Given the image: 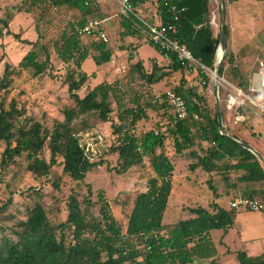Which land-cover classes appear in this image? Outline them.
Segmentation results:
<instances>
[{
    "label": "trees",
    "instance_id": "trees-1",
    "mask_svg": "<svg viewBox=\"0 0 264 264\" xmlns=\"http://www.w3.org/2000/svg\"><path fill=\"white\" fill-rule=\"evenodd\" d=\"M86 1L20 0L0 20V39H3L12 34L10 24L19 13L63 8L79 14L75 22L67 23L52 45L57 58L67 67L66 85L73 106L64 109V121L56 122L54 128L49 130L30 115H26L25 109L18 108L14 101L8 109L0 104V142L6 145L0 163L1 172H5L15 162V158L26 155L30 160V171L40 168L41 175L48 176L54 166L61 164L63 172L71 179L76 182L84 181L88 172L105 163L102 159L93 160L87 150V142H83L93 129V125L85 126V120L94 117L98 125L110 126L113 142L107 153L117 155L116 172L124 174L135 166L147 165L152 176L147 181L146 191L136 195L125 226L114 216L104 190L97 191V202L92 200L90 185L85 206L75 191H72L66 203L67 219L57 225L49 219L46 207L39 202L35 203L28 210L26 218L16 224V229L11 233L13 237L2 235L0 264H193L197 259L215 256L212 236L215 231L226 232L232 228L236 222L237 211L227 210L213 202L209 207H192L189 209V218L173 225H165L163 219L173 189L175 164L172 159L175 156L187 159L190 162L188 168L192 172L199 168L211 172L217 167L216 162L235 161L234 164L226 165V169L244 172L240 179L248 185L264 184V163L228 136L222 135L218 115L216 110L212 111L209 96L195 87L187 86L188 81L184 74L195 73L197 77L201 74V68L179 61L174 53L163 51L146 38L147 43L154 46L163 57L167 54L168 58L166 65H158L153 61L150 71L146 70L142 62L130 65V77L138 76L141 81L140 91H122L125 84L122 82H102L81 96L80 92L90 78L95 76L82 70L83 63L92 60L97 66H102L110 63L113 55L108 43L94 41L93 36H79L75 32L76 24L83 26L90 20L103 21L105 18L99 4L90 0L89 5H86ZM130 2L136 11V8L148 2L155 3L163 24L172 17L166 13L159 0ZM173 2L180 10L185 9L180 13L177 23V38L180 43L191 51L192 56L202 66L214 70L220 34L215 37L212 30L211 0ZM119 23L121 38L142 37L130 18L121 14ZM36 31V42L21 39L19 33L14 34V37L32 46L19 67L24 70L32 69L35 77H41L52 69L51 54L45 45H41V52L44 53L42 60L43 57L34 50L42 37L37 27ZM227 36L229 38L228 26ZM9 68L7 64L0 82V91L11 85L8 77L14 69L10 72ZM227 68L237 84L227 82L248 94L252 75L248 79L240 73L235 65V55L229 51L221 76L226 74ZM175 73L183 75L182 82L173 85L168 91L175 92L185 100L189 111L186 119L175 116L167 98L168 91L160 95L153 92L155 85ZM219 94L222 101L221 91ZM111 99L116 104L115 108ZM125 100L128 105H125ZM234 110L237 115L244 113L243 108ZM75 121L80 123L81 128L78 130L74 127ZM245 121L246 119L241 122ZM147 123L151 124V128L143 129ZM226 133L240 139V136L227 128ZM169 143L173 152L168 150ZM44 149L49 150V162L39 157ZM59 159L62 161L58 162ZM58 182L55 181L53 186L60 190ZM208 183L212 187L211 181ZM243 195L244 198L252 200H255L254 196H260L264 201L262 189L247 190ZM12 202L10 197L0 206V216ZM97 206L98 215L94 211ZM237 260L239 264H264V253L251 257L246 250L241 251L237 253Z\"/></svg>",
    "mask_w": 264,
    "mask_h": 264
},
{
    "label": "rangeland",
    "instance_id": "rangeland-1",
    "mask_svg": "<svg viewBox=\"0 0 264 264\" xmlns=\"http://www.w3.org/2000/svg\"><path fill=\"white\" fill-rule=\"evenodd\" d=\"M18 2L20 0H0V20L4 19ZM101 3L111 15H115L117 18L115 22L118 28L114 27V22L105 24V27L109 37L108 45L112 47L114 55L120 53V56L116 57L117 60L111 66L104 64L103 67L97 66L92 60H87L83 69L90 76L95 74V77L90 78L80 95H86L89 90L101 82H122L125 83L122 91H132L133 89L140 91L141 81H139L138 76L133 74L130 77V65L143 62L146 69L150 71L151 61L160 59L162 56L154 46L146 42H139L136 49L133 50L132 47L138 43L137 40L134 41V44H131L133 42L132 38L126 37L124 39L119 34L121 13L118 5L112 0H100ZM225 8L227 10L226 25L229 28L227 52H232L235 55V65H237L240 73L249 79L256 72L259 61L264 56V0H238L236 2L225 0ZM53 9L50 8L47 11L43 10L36 13L24 12L17 14L10 24L12 34L0 39V82L4 77L7 64H9L10 72L14 69L8 77L11 85L2 88L0 91V104L8 109L10 103L14 101L18 108L25 109L26 115H30L32 119L49 130L54 128L56 122L64 121V109L73 106L66 85L67 67L57 58L52 45L67 26V23L75 22L79 18L76 11H68L63 8L60 10ZM137 12L141 17L144 16L142 10L139 9ZM210 21L214 35L218 37L221 33L219 0H211ZM36 27L42 37L34 50L40 54V57H43L44 53L41 52V45H45L51 54L52 69H49L41 77H35L32 69L24 70L19 67V63L32 50V46L24 44L14 37V34L19 33L21 39L36 42L38 40ZM0 28H2L1 23ZM142 37L145 38L143 35ZM92 39L98 41L95 37H92ZM120 45H123L122 47L126 49H123ZM131 48L132 50H130ZM41 59L43 60L44 57ZM163 65H166V62H163ZM49 73H52L51 77ZM184 76L188 81L187 86L195 87L209 96L212 111L216 110L217 112L215 81L208 77L207 84L202 85L198 82L195 73L184 74ZM182 79L183 75L181 73L172 74L169 79L155 85L153 92L155 95L164 94L173 85L180 84ZM222 80L237 84V80L230 75L229 68L226 69V74L221 76V82ZM220 91L223 122L224 118L228 121L225 129L227 128L238 136L242 133H250L253 137H257V140L264 146L263 113L257 114L258 110L251 104V109H246L243 114L237 115L234 109H227L226 97L228 92L223 90L222 87ZM248 95L255 101H262L264 98L261 92H251L249 90ZM124 103L128 105L127 100ZM111 104L114 108L116 107L113 99H111ZM234 116L237 117L236 120ZM245 119V122H241ZM85 121V126L93 125V129L90 130L89 133L91 134L86 139L84 138L83 142H87V150L93 160L102 159L105 163L88 172L84 181L76 182L71 179L63 172L61 164L54 166L48 176L41 175L42 170L40 168L34 172L30 171L28 169L30 160L27 159L26 155L15 158V162L9 165L5 172H1L0 169V206L6 203L10 197L13 200L12 204L5 209L4 214L0 216V245L2 235L7 234L13 237L11 233L16 229V224L26 218L28 210L35 203L39 202L46 207L49 219L53 224L57 225L66 221L68 197L72 191H75L79 196V200L84 203L89 185L92 188V200L94 202H97L96 194L98 190L106 192L114 216L122 226H125L136 195L146 191L147 181L152 173L147 165H138L124 174H118L115 169L118 163L117 155L107 153L110 144L113 142L109 124L98 125L94 117H89ZM74 127L76 130L80 129V123L75 121ZM149 128H151L150 123L143 126V129L147 130ZM85 131H88V129ZM5 148L6 145L0 142V163ZM168 150L174 151L171 143L168 144ZM39 157L41 160L49 162V150L44 149ZM61 161L62 159L58 160V162ZM172 161L175 164L172 176L173 189L163 219L165 225H173L180 220H185L191 216L190 208L209 207L214 201L226 209L231 208L230 200L234 195L231 193L228 196L223 192L226 185L230 186L234 180H230L227 182L228 184H220L221 178L218 176L217 181L212 184L213 189L207 182L208 174L202 169H197L198 171L195 172L190 171L188 168L189 161L182 156H175ZM231 162V160L221 161V163ZM235 175L236 180H239V173ZM55 181H59L60 190L54 188ZM243 187L241 186L242 189ZM252 188L264 190V184L247 185L245 191ZM243 194L241 197H245ZM253 198L264 206V201L260 196H254ZM94 211L98 215V206ZM212 238L216 249L215 256L197 259L193 264H239L237 253L241 251L246 250L251 257L263 254L264 209L239 212L232 228L226 232L223 230L215 231Z\"/></svg>",
    "mask_w": 264,
    "mask_h": 264
},
{
    "label": "built area",
    "instance_id": "built-area-1",
    "mask_svg": "<svg viewBox=\"0 0 264 264\" xmlns=\"http://www.w3.org/2000/svg\"><path fill=\"white\" fill-rule=\"evenodd\" d=\"M97 4L100 0H93ZM118 5L120 13L127 18H130L134 26L140 31V33L153 44L159 46L163 51L167 53H174L177 59L183 63L194 64L201 68V74L197 76L198 82L202 85H206V78L209 77L215 80V69L210 70L202 66L191 54V51L179 41L178 33V21L180 13L185 11L184 8L181 10L173 2V0H159L160 4L164 7L166 13L170 14L172 17L170 21L166 24L158 23L151 24L145 18L141 17L135 8L132 6L130 0H112ZM90 0L86 1V5H89ZM74 30L79 36H93L98 40L108 43L109 38L107 33L103 30V21L94 19L88 21L85 25L79 26L74 25ZM168 58V55H165ZM218 60L215 61V68ZM204 74L205 77L202 75ZM250 91L251 92H261L264 95V58L259 61V66L257 71L253 73L250 81ZM220 86L223 90L227 91L226 104L228 109L243 108L251 109L252 104L258 110V113H263L264 115V98L262 101L253 100L248 94H245L236 86L230 84L226 80L220 82ZM220 87V88H221ZM220 92V89H219ZM167 98L169 103L173 108V112L178 119H186L189 116V111L185 100L173 91L167 92ZM197 119L198 116H195ZM231 208L240 211H260L264 209V206L260 204L257 200H252L244 197H240L231 203Z\"/></svg>",
    "mask_w": 264,
    "mask_h": 264
},
{
    "label": "crops",
    "instance_id": "crops-1",
    "mask_svg": "<svg viewBox=\"0 0 264 264\" xmlns=\"http://www.w3.org/2000/svg\"><path fill=\"white\" fill-rule=\"evenodd\" d=\"M99 7H100V9H101V12H102V14H103V16L105 17L104 18V20H103V28H104V30L105 31H107V28L105 27V24H109V23H111V22H114V27L115 28H118V26L116 25V20H117V18H116V16L115 15H111V13L108 11V9L106 8V7H104V6H102V3L100 4L99 3ZM137 9V11L140 9V10H142V13H143V15L144 16H142L143 18H145L149 23H151V24H158V23H160L161 22V16H160V13L158 12V9H157V7H156V4L155 3H151V2H148V3H146L145 5H143V6H141V7H138V8H136ZM119 20V19H118ZM120 24V23H119ZM120 31H121V28H120V30H119V33H120ZM126 37H124V39H125ZM130 38H132L133 39V42L131 43V44H134V41L135 40H137V44L136 45H134L132 48H133V50H135L136 49V47H137V45L139 44V42H146V39L145 38H143V37H130ZM147 43V42H146ZM121 47L123 46V45H120ZM131 46V45H130ZM123 49H126V48H124V47H122ZM132 48L130 49V50H132ZM111 49H112V47H111ZM124 52V51H123ZM112 60H111V62L110 63H108V64H106V66H111L117 59H116V57L117 56H120L119 54L117 55H114L115 53H114V51H113V49H112ZM124 54V53H123ZM161 55V54H160ZM162 56V55H161ZM87 61V60H86ZM85 61V62H86ZM153 61H156L157 63H158V65H162L163 64V62H166L167 61V59L165 58V57H163L162 56V58H160V59H154ZM153 61H151V64H150V66H151V68H152V62ZM84 62V63H85ZM84 63H83V66H84ZM143 63V62H142ZM144 65V64H143ZM83 66H82V69H83ZM103 67V66H102ZM102 67H100V68H102ZM144 67H145V65H144ZM146 68V67H145ZM84 70V69H83ZM147 70V69H146ZM84 72H86L85 70H84ZM87 73V72H86ZM88 74V73H87ZM89 75V74H88ZM92 75H95V74H92ZM95 77V76H94ZM102 83V82H101ZM99 84V83H98ZM228 109V108H227ZM230 110V109H229ZM225 117V116H224ZM234 118H235V120H236V116H234ZM227 120H226V118H224V124H225V127L227 126ZM226 130V129H225ZM99 138L101 139V137L99 136ZM240 141H242V142H245V143H247V144H249L252 148H254L257 152H259L263 157H264V146L263 145H261V143L257 140V137H253L250 133H248V134H246V133H242V135H240V139H239ZM232 161V160H231ZM234 163H236L235 161H232L231 163H221V162H219V163H217V167H215L211 172H206V171H204L202 168H199V169H202V171H204L206 174H208V180H207V182L208 181H211V184H213V183H215L216 181H217V177L218 176H220V178H221V182H220V184L221 183H225V184H228L227 182H229L230 180H234V182L230 185V186H228V185H226V187L224 188V194H226V195H230L231 193H233V197H232V199L230 200V207H231V203L233 202V201H235L236 199H238V198H240L241 196H242V194L245 192V187L248 185V184H246L245 182H243V181H241V179H239V180H236V175L235 174H238L239 173V178L244 174V172H242V171H239V172H234L233 170H227L226 169V165H230V164H234ZM188 164H190V162L188 163ZM198 169V170H199ZM198 170H196V171H198ZM239 182H241V183H239ZM242 184V185H241ZM245 184V185H244ZM241 186H244L243 187V189L241 188ZM253 189V188H252ZM244 190V191H243ZM243 191V192H242ZM218 197H219V195H218ZM214 202H216V201H214ZM217 203V202H216ZM218 204V203H217ZM219 205V204H218ZM220 206V205H219ZM222 207V206H221ZM224 208V207H223ZM226 209V208H225ZM230 209H232V208H230ZM227 210H229V209H227ZM239 212H248V211H243V210H240V211H237V216H238V213ZM236 220H237V218H236Z\"/></svg>",
    "mask_w": 264,
    "mask_h": 264
},
{
    "label": "water",
    "instance_id": "water-1",
    "mask_svg": "<svg viewBox=\"0 0 264 264\" xmlns=\"http://www.w3.org/2000/svg\"><path fill=\"white\" fill-rule=\"evenodd\" d=\"M219 4H220V17H221V33H220L219 47L222 48L223 55L220 58L218 57V50H219V47H218L217 52H216V59L218 60V63L216 65V68L214 71V73H215V80L214 81H215V85H216V95H217L216 107H217L219 130H220V133L222 135L228 136L230 138V140H232L234 143H236V144L242 146L243 148L249 150L254 155H256L262 163H264V157L259 152H257L254 148H252L249 144L242 142L238 139H235L234 137L229 136L225 130L222 112H221V107H220L219 89H220V82H221V70H222L224 60L226 57V53H227V40H228L227 25H226V12H227V10L225 8V0H219Z\"/></svg>",
    "mask_w": 264,
    "mask_h": 264
},
{
    "label": "bare ground",
    "instance_id": "bare-ground-1",
    "mask_svg": "<svg viewBox=\"0 0 264 264\" xmlns=\"http://www.w3.org/2000/svg\"><path fill=\"white\" fill-rule=\"evenodd\" d=\"M222 55H223V50H222V48L219 47L218 57L220 58Z\"/></svg>",
    "mask_w": 264,
    "mask_h": 264
}]
</instances>
